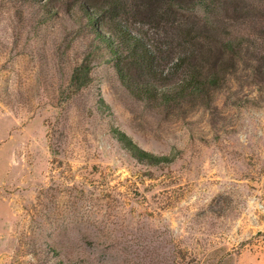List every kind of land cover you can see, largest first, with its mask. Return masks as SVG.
Segmentation results:
<instances>
[{
    "label": "rangeland",
    "instance_id": "1",
    "mask_svg": "<svg viewBox=\"0 0 264 264\" xmlns=\"http://www.w3.org/2000/svg\"><path fill=\"white\" fill-rule=\"evenodd\" d=\"M120 2L175 56L171 22L142 19L143 0ZM44 15L0 0V264H36L48 235L111 264L138 236L142 264H264V91L250 71L239 64L210 100L149 105L127 93L79 10ZM119 132L163 158H137Z\"/></svg>",
    "mask_w": 264,
    "mask_h": 264
},
{
    "label": "trees",
    "instance_id": "2",
    "mask_svg": "<svg viewBox=\"0 0 264 264\" xmlns=\"http://www.w3.org/2000/svg\"><path fill=\"white\" fill-rule=\"evenodd\" d=\"M24 1L44 13V18L63 6L68 11L79 10L92 26L94 38L113 59L120 83L138 101L173 107L188 100H210L211 91L222 88L239 64L264 91V0H143L138 11L142 19L151 23L166 20L175 27L180 46L175 56L142 27H131L120 0ZM188 2L195 4L187 7ZM82 70L83 74L74 72L71 78L77 88L89 82L88 64ZM117 139L150 164L163 158L138 147L124 133L119 132ZM54 238L48 235L38 241L36 264H111L105 256L75 251ZM81 238L93 246L104 244L106 250L114 246L111 235ZM137 238L122 247L121 264L146 263L147 243Z\"/></svg>",
    "mask_w": 264,
    "mask_h": 264
}]
</instances>
